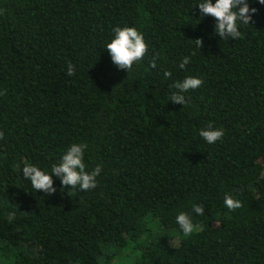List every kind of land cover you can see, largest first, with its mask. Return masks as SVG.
<instances>
[{
	"label": "trees",
	"instance_id": "obj_1",
	"mask_svg": "<svg viewBox=\"0 0 264 264\" xmlns=\"http://www.w3.org/2000/svg\"><path fill=\"white\" fill-rule=\"evenodd\" d=\"M196 2L0 0V264H264V5L227 41ZM124 26L148 45L130 71L104 49ZM185 76L203 83L184 107L169 98ZM74 142L103 165L97 187L33 192L22 167Z\"/></svg>",
	"mask_w": 264,
	"mask_h": 264
},
{
	"label": "clouds",
	"instance_id": "obj_2",
	"mask_svg": "<svg viewBox=\"0 0 264 264\" xmlns=\"http://www.w3.org/2000/svg\"><path fill=\"white\" fill-rule=\"evenodd\" d=\"M264 5V0H197L192 8L198 7L201 13L200 20L206 16L215 19V35L223 40L240 39L242 29L251 25L254 16L259 9L254 5ZM197 41L201 46V40ZM106 49L112 64L120 70H128L134 64L142 61L148 51V45L144 35L136 27L124 26L115 27L112 30L110 39L104 47ZM190 63L189 57H184L179 63V68L184 69ZM155 66V62L153 63ZM75 74V68L72 64L67 67V75ZM170 71L164 72L165 78H171ZM202 78L197 76H185L182 80L175 81L170 87L176 91L172 92L169 101L187 104L184 93L201 87ZM199 136L209 145L216 144L223 137V130L209 124L199 130ZM88 145L83 142H74L70 144L60 156L57 162L50 168H42L38 164L28 163L22 169V176L26 182L31 185L33 192H43L54 194L57 188L54 186L55 180L68 189H75L79 192H87L97 187V179L103 171V165L89 167L85 162ZM224 207L228 210H235L241 207V201L226 195L223 200ZM192 213L196 216L205 215V207L202 204H194ZM175 223L179 226L180 232L189 237L196 229L193 216L188 212H179L176 215Z\"/></svg>",
	"mask_w": 264,
	"mask_h": 264
},
{
	"label": "rangeland",
	"instance_id": "obj_3",
	"mask_svg": "<svg viewBox=\"0 0 264 264\" xmlns=\"http://www.w3.org/2000/svg\"><path fill=\"white\" fill-rule=\"evenodd\" d=\"M173 242H174V245H177L178 241H177V239H175Z\"/></svg>",
	"mask_w": 264,
	"mask_h": 264
}]
</instances>
